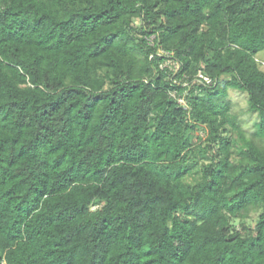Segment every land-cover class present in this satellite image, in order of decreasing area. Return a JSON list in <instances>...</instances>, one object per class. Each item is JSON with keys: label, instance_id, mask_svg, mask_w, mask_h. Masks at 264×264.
Listing matches in <instances>:
<instances>
[{"label": "trees", "instance_id": "16d2710c", "mask_svg": "<svg viewBox=\"0 0 264 264\" xmlns=\"http://www.w3.org/2000/svg\"><path fill=\"white\" fill-rule=\"evenodd\" d=\"M262 52L264 0H0V264H264Z\"/></svg>", "mask_w": 264, "mask_h": 264}, {"label": "built area", "instance_id": "2783aa9c", "mask_svg": "<svg viewBox=\"0 0 264 264\" xmlns=\"http://www.w3.org/2000/svg\"><path fill=\"white\" fill-rule=\"evenodd\" d=\"M144 40L147 47L155 49V52L151 53L150 59L161 58L159 69L166 71L170 75L174 88L169 91V96L177 102L179 107L187 111L190 110L188 97L191 96V92L193 90L197 92V89L200 87L212 88L215 85V80L201 69L193 77L188 76L185 79H179L178 74L182 70V63L175 58L172 52L163 49L159 45L158 34L146 35L144 36ZM180 86L182 87V91L178 89Z\"/></svg>", "mask_w": 264, "mask_h": 264}, {"label": "rangeland", "instance_id": "374dc122", "mask_svg": "<svg viewBox=\"0 0 264 264\" xmlns=\"http://www.w3.org/2000/svg\"><path fill=\"white\" fill-rule=\"evenodd\" d=\"M138 23V20L136 21ZM258 61L261 63L262 69H264V52L260 53L257 57ZM228 100L231 102V113L237 117V123L239 126L245 130L248 134H251L255 130V124L259 119L257 113H251L248 109V96L246 93L230 90ZM200 131L198 135L205 138L206 128ZM203 134V135H202ZM262 208L256 207L252 208L249 213L237 217L234 221L238 229L246 226L253 227L257 222Z\"/></svg>", "mask_w": 264, "mask_h": 264}]
</instances>
